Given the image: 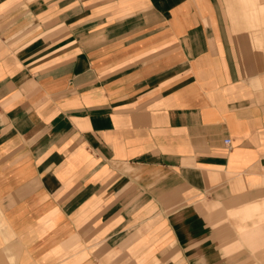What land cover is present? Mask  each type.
<instances>
[{"label":"crops","instance_id":"0c3cea01","mask_svg":"<svg viewBox=\"0 0 264 264\" xmlns=\"http://www.w3.org/2000/svg\"><path fill=\"white\" fill-rule=\"evenodd\" d=\"M0 264H264V0H0Z\"/></svg>","mask_w":264,"mask_h":264}]
</instances>
